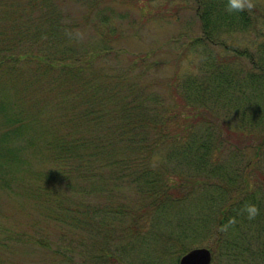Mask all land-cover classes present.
Instances as JSON below:
<instances>
[{
    "label": "trees",
    "instance_id": "16d2710c",
    "mask_svg": "<svg viewBox=\"0 0 264 264\" xmlns=\"http://www.w3.org/2000/svg\"><path fill=\"white\" fill-rule=\"evenodd\" d=\"M57 1L0 0L4 16H0V56L7 54L0 59V67L5 66L0 74V110L4 111V125L13 127L0 134V141L8 143L14 136L25 139L28 148L44 155L50 164L46 170L29 169L20 178L15 176L27 200L41 213L46 209L47 219L60 227L76 230L82 226L97 242L95 237L101 226L106 227V217L110 221L129 218L115 198L122 181H128L140 197L132 222L146 220L152 212L158 220L190 195L208 193L206 208L220 204L216 218L209 223L195 220L188 232L195 235L212 227L213 260L221 253L234 264H264V174L259 173L262 182L252 184L244 173L240 181L243 188L240 182L236 185L237 175L228 172L225 164L239 163L237 156L242 154L227 150L221 156L226 139L216 132L207 110L219 103L221 110L233 115L240 143L244 134H252L250 129L259 128L251 148L255 159L264 158V34L255 35L263 39L252 41L251 53L248 47L237 51L246 60L242 65L239 56L228 55L231 49L221 37L244 31L250 22L247 13L227 12V0H196L201 33L194 42L183 44L178 57L197 44L195 53L202 56L198 73L173 79L169 97L177 99L179 105H170L161 117L157 109L164 99L152 82L140 80L142 72L132 71L136 63L145 62L144 55L136 56L131 67L110 72L105 78L86 72L100 58V49L78 51L71 44L67 46L71 37L68 29L75 24H62ZM35 42L46 51L31 53V48L15 52L25 43ZM20 62L34 64L35 74L22 75ZM38 122L42 123L39 134L25 137L22 131ZM162 149L163 160L153 161ZM0 150V165L3 158L4 166L16 169L20 150ZM165 162L187 168V174L171 173L168 168L163 171L159 163ZM74 182L82 185L78 187L82 192L89 186L103 192V204L72 199L66 189L79 195L70 190ZM246 204L259 209L254 219L242 213ZM230 219H235V224L230 225ZM182 234L187 231L177 234L175 242L181 255L194 248L179 247V236L185 237ZM42 239L37 237L33 242L45 247ZM0 264L11 263L0 259Z\"/></svg>",
    "mask_w": 264,
    "mask_h": 264
},
{
    "label": "rangeland",
    "instance_id": "374dc122",
    "mask_svg": "<svg viewBox=\"0 0 264 264\" xmlns=\"http://www.w3.org/2000/svg\"><path fill=\"white\" fill-rule=\"evenodd\" d=\"M24 3L22 2V5ZM254 3L256 5L254 9L245 11L250 21L247 26H244L246 29L240 32L225 33L221 37L231 49L228 55L239 56L237 58L242 65L246 60L237 51L248 47L247 50L251 53L254 49L252 41L256 43L263 39L255 35L264 34V0H254ZM195 5L196 0L57 1L62 24H75L68 29V37H71L67 41V46L71 44L78 51L100 49V58L95 60L90 65V71L86 72L99 78H105L110 72L118 71L123 67H131L136 56L144 55L145 62L142 65L136 63L132 71L135 74L142 72L140 80L147 83L152 82L154 89L164 99L157 109L161 117L165 115L170 105L172 108L179 105L177 99L169 97V84L173 79L185 74L198 73L197 69L202 56L195 53L198 50L196 49L197 44L187 53L181 52L179 55V57L182 56L181 58L178 57L183 44L192 42L193 38L201 33ZM36 13L37 11L33 12L35 15ZM0 16L4 18L2 14ZM32 45L25 43L22 50L16 49L15 52L28 51L31 48L33 50L31 53L39 54L46 51V48H39L37 42ZM1 46L0 42V48ZM6 55L0 56V59ZM4 67V65L0 67V74L4 73L2 70ZM18 68L22 75L24 73L34 75L36 70L34 64L25 62H20ZM0 83L3 82L0 81ZM2 87L0 84L1 99L3 98ZM207 110L210 118L215 121L216 132H220V136L226 139L224 140L226 145L220 152L221 156L226 154L227 150H231L232 154L238 152L242 154V156H237L236 162L239 161V163L232 161L225 164L228 167L226 169L230 170L228 172H235L237 175L236 185L241 181L244 173H248L247 177L252 184L262 182L259 173L264 174V158L255 159V152L251 148L255 144V136L259 134V128L250 129L249 132L252 134H244L240 143L237 133L238 123L235 122V117L221 110L219 103L209 106ZM3 113L4 111L0 110V134L13 129L12 126L4 125L5 120L2 122ZM40 127H42L41 122L35 125L30 124L28 129L25 128L22 133L25 137L28 134H39ZM146 134L149 137L153 136V132ZM4 147L18 148L20 162H22H18L16 169H11V167L4 166L6 160L1 159L0 259L2 260L11 264H178L181 254L175 243L176 237L177 234L186 231L187 234H182L185 237L179 236L178 243L181 249L187 246L210 249L213 246L215 237L213 231H210L212 227L209 229L205 227L195 235L188 232L193 221L202 219L209 223L216 218L220 204L206 208L205 199L209 198L208 193L190 195L184 202L172 207L165 217H159L158 220L156 212H152L146 220L138 218L132 222V215H135L141 202L128 181L120 183L118 186L120 190L115 192V198L121 209L125 211L126 217L129 218L124 221H117V218L110 221L106 217V227L101 226L98 237H95L97 242H93L86 235V229L82 226L76 230L60 227L57 223L47 219L46 209L41 213V209H37L27 200L24 190H21L15 179L16 175L20 178L22 174L28 173L29 169L37 172L46 170L50 165L47 158L39 155L35 149L28 148L25 139L19 137L14 136L8 143L0 141V149ZM0 154H2L1 150ZM163 157L164 150L162 149L158 155L153 156L152 160L160 161ZM159 166L163 167V171H167L168 168L171 173H179L182 176L187 174L185 171L187 168L177 167L174 162L159 163ZM79 186L82 185L75 182L69 186L71 191L77 190L79 195L67 189L66 194L71 195L74 200L84 198L90 203L103 204L105 200L101 197L103 192H97L92 186L82 192L78 189ZM243 186L244 184L240 182L239 187L243 188ZM130 223H133L132 227L129 226ZM37 237L46 240L45 247L33 242ZM27 238L30 241L25 240ZM211 264L234 263L220 253L215 260L212 257Z\"/></svg>",
    "mask_w": 264,
    "mask_h": 264
},
{
    "label": "clouds",
    "instance_id": "9594fccd",
    "mask_svg": "<svg viewBox=\"0 0 264 264\" xmlns=\"http://www.w3.org/2000/svg\"><path fill=\"white\" fill-rule=\"evenodd\" d=\"M254 0H227L225 10L229 13L250 11L255 8ZM242 213L247 214L249 220L254 219L259 214V209L254 204H246L242 209ZM235 219H230L229 224H235ZM227 226H225L226 229Z\"/></svg>",
    "mask_w": 264,
    "mask_h": 264
},
{
    "label": "water",
    "instance_id": "95a60500",
    "mask_svg": "<svg viewBox=\"0 0 264 264\" xmlns=\"http://www.w3.org/2000/svg\"><path fill=\"white\" fill-rule=\"evenodd\" d=\"M212 253L206 247H194L184 252L178 264H211Z\"/></svg>",
    "mask_w": 264,
    "mask_h": 264
}]
</instances>
